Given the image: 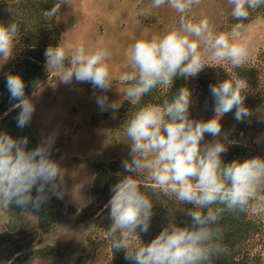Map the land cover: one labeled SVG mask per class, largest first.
Returning <instances> with one entry per match:
<instances>
[{
    "label": "clouds",
    "instance_id": "9594fccd",
    "mask_svg": "<svg viewBox=\"0 0 264 264\" xmlns=\"http://www.w3.org/2000/svg\"><path fill=\"white\" fill-rule=\"evenodd\" d=\"M69 0H55L44 16L55 17ZM201 0H151L141 11L149 16L153 9L165 5L179 14L178 25L160 35L137 39L127 49L131 70L120 76L126 83L124 95L138 103L139 99L157 86H172L174 79L196 76L209 60L227 62L233 69L244 66L249 58V41L243 35L252 12L264 6V0H227L231 16L239 21L229 31L217 32L209 17L195 19L191 13ZM19 26L16 22L0 23V59L13 55ZM47 66L59 72L65 83L89 82L93 88L107 91L112 86V72L108 63L111 52L106 47L86 48L83 42L66 48L62 42L45 51ZM249 85L237 73L210 85L214 98L215 116L207 121L190 118L191 92L178 89L170 100L162 104L148 103L129 113L125 135L130 144V160H124L125 175L111 188L108 205L111 224L107 235L111 247L124 250L125 259L135 264H206L221 252V229L216 225L225 212L246 213L264 219V159L248 158L223 163L221 154L227 148L219 139L201 144L205 134L219 137L220 119L235 109V119L242 122L251 115L245 106ZM10 98L17 101L13 109H20L17 126L23 129L35 111L25 95V83L18 74L7 75ZM102 110L113 112L118 102L108 104L106 96L97 97ZM55 134L45 137L39 146L27 150L28 138L14 139L0 133V208L10 204L21 208L39 207L49 193L62 197L59 190L63 174L59 165L50 159ZM143 176L144 179L138 177ZM151 181L153 190L174 197L182 204L193 205L187 215L191 224L185 227L169 223L148 244L141 241L137 229L147 232L153 215V203L141 186ZM35 188L37 195L33 197ZM47 189V191H46ZM215 206V207H214Z\"/></svg>",
    "mask_w": 264,
    "mask_h": 264
},
{
    "label": "rangeland",
    "instance_id": "374dc122",
    "mask_svg": "<svg viewBox=\"0 0 264 264\" xmlns=\"http://www.w3.org/2000/svg\"><path fill=\"white\" fill-rule=\"evenodd\" d=\"M150 3L151 0H69V4L61 6L57 17L60 42L66 48H74L81 42L88 49L106 47L111 52L108 63L113 83L107 91L95 89L89 82L78 83L74 77L70 83H65L59 72L46 65L51 77L28 97L35 106L29 127L38 146L45 137L55 134L50 159L58 163L63 174L59 188L62 197L57 198L55 194L49 193L47 200L57 199L65 206H73L77 213L59 215L54 228L44 232L39 224L38 209L30 204L19 220L18 229L31 238L37 236L30 247L18 254L10 244L1 243L0 264H11L14 257L46 246L54 249L53 254L37 258L31 264H79L84 258V264L115 263L106 227L111 224L110 209L106 207L109 201L103 203L108 212L102 218L94 216L79 222L77 215L92 205L97 163L105 166L116 163L119 175H136L125 172L123 168L122 162L131 159L125 122L129 113L144 105L140 103L142 97L134 104L124 95L127 84L120 82V76L131 70L126 52L137 39L163 34L170 27L178 25L179 19V14L167 5L153 9L147 17L141 15V11ZM191 15L195 19L209 17L217 32L229 31L239 22L231 16V5L227 0H201L200 5L193 8ZM243 23L246 25L243 35L249 41V58L244 67L255 70L254 76L249 79L246 93L250 100H255L264 96V6L252 12ZM28 54L24 35L18 34L12 57L7 61L0 59V80L6 79L13 67ZM207 65L222 68L228 75L236 73L237 69H233L227 62L209 60ZM186 87L191 92L190 118L204 121L214 118V111L201 109L198 105L196 76L187 78ZM167 89L168 87L157 86L161 94ZM99 96H106L108 104L119 103L115 113L110 107L106 106L105 110L100 108L97 103ZM220 123V136L213 137L206 133L201 141L202 145L217 139L224 144L228 143L233 137H237L242 124L236 121L235 111L225 114ZM0 133H4L1 128ZM245 147L247 151L244 159H264V127L251 134ZM138 178L144 179L143 176ZM151 184V181H147L144 186ZM36 195L34 192V197ZM93 209H98V203ZM250 217L260 221L264 230V219L252 215ZM8 221V213L0 208V232L6 229ZM141 242L148 244L138 241ZM127 262L135 264L131 259H127ZM232 264H264V231L241 247Z\"/></svg>",
    "mask_w": 264,
    "mask_h": 264
},
{
    "label": "trees",
    "instance_id": "16d2710c",
    "mask_svg": "<svg viewBox=\"0 0 264 264\" xmlns=\"http://www.w3.org/2000/svg\"><path fill=\"white\" fill-rule=\"evenodd\" d=\"M55 3V0H17L9 2L0 0V23L8 25L16 22L19 26V34L24 35L28 56L16 64L11 70V74H18L25 83V95L29 97L39 85L51 77L47 68V58L45 51L49 46H57L60 42V32L57 27V17L47 18L44 11L49 10ZM236 73L249 79L254 76L253 68L244 66L237 68ZM228 73L219 67L207 65L196 75V85L198 91V105L201 109L214 111L215 101L210 92V85L218 84L224 79H228ZM187 78L177 77L172 86L167 91L159 93L157 88L153 89L147 95L142 96L140 103L162 104L164 100H170L176 91L181 87H186ZM17 101L10 98L7 88V78L0 80V128L14 139L23 137L28 138L27 150L38 146L35 136L32 134L29 124L23 129L17 126V116L20 109H13L12 105ZM245 106L250 110L251 115L244 118L240 129L237 131V137H233L226 143V152L221 154L223 163L227 164L233 160H244L246 154L245 144L249 142L251 134L264 127V96L250 100L245 93ZM233 109L231 112H234ZM226 113V114H229ZM96 177L93 184L92 205L78 213V221L82 222L87 218L98 216L102 218L108 212L104 209L113 193L111 188L116 184L122 175L116 170V163L105 166L102 163L96 164ZM141 191L149 196L153 203V215L150 220L148 231L142 232L138 228L137 234L145 243H150L155 235L161 232L169 223H175L177 226L185 227L191 224V217L187 215L188 210L193 205L182 204L174 197L169 198L158 190H153L151 186H141ZM35 188L32 190L34 197ZM98 203V209H93ZM10 204L7 210L3 209L9 215V221L5 230L0 232V244H10L14 247L15 253L23 251L31 246L37 235L28 236L19 231V220L23 212L28 209ZM215 207V206H214ZM66 213L76 214L77 210L73 206H65L57 199L46 200L38 209V220L40 227L44 232H49L57 223V217ZM221 229L219 243L221 252L212 256L206 264H232L246 243L254 240L263 234V224L250 217L246 213H228L225 212L218 224ZM108 229L110 225L106 226ZM115 254L114 264H129L125 259L124 250L112 249ZM54 249L51 246L35 249L34 251L19 255L13 258L11 264H31L37 258H45L53 254ZM84 258L79 264H84Z\"/></svg>",
    "mask_w": 264,
    "mask_h": 264
}]
</instances>
